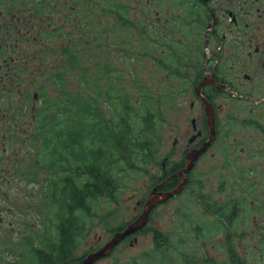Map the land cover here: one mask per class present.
Instances as JSON below:
<instances>
[{
    "label": "flooded vegetation",
    "instance_id": "flooded-vegetation-1",
    "mask_svg": "<svg viewBox=\"0 0 264 264\" xmlns=\"http://www.w3.org/2000/svg\"><path fill=\"white\" fill-rule=\"evenodd\" d=\"M102 1L105 2L100 3ZM118 4L107 7L106 1L101 13L117 21V14L108 8ZM164 4L163 38L168 39V48L162 49V57H153L158 64L201 67L189 76L199 105L194 102L190 105L195 115L191 118L192 132L184 158L169 167L170 160L166 157L159 177L163 178L156 180L153 186L163 191L161 184H174L176 188L182 183L181 193L191 188L198 162L213 147L235 143L230 142L232 123L241 120L238 117L241 112H229L227 123L223 122L218 100L231 98L249 102L262 90L260 87L250 92L241 88L244 81L252 79L253 73L262 75L264 81V0H164ZM91 6V0H0V204L10 201L8 189L13 177L34 182L30 180L34 172H44L37 170L44 148L42 114L55 111L53 106L60 97L74 96V58L79 53L72 38L77 33L80 38L87 36L84 28L89 20L83 15ZM133 21L138 24V20ZM148 26L156 29L155 22H149ZM173 32L179 37H172ZM156 41L158 39L152 42ZM204 99L211 104L214 130ZM254 120L257 117L253 116V111H248L242 123L264 133V125ZM177 141L175 139L174 145ZM201 149L204 150L198 154L194 166L188 173L183 172L189 156ZM24 160H29L30 164L22 167ZM43 177L45 179L44 173ZM245 187L239 186L236 190L241 193L231 200H213L200 190L197 199L205 212L201 199L231 204L242 196ZM208 215L211 220L216 217L210 212L206 213Z\"/></svg>",
    "mask_w": 264,
    "mask_h": 264
},
{
    "label": "rangeland",
    "instance_id": "rangeland-1",
    "mask_svg": "<svg viewBox=\"0 0 264 264\" xmlns=\"http://www.w3.org/2000/svg\"><path fill=\"white\" fill-rule=\"evenodd\" d=\"M100 1L91 0V10L83 15L84 19L89 20L88 26L84 28L87 36L80 38V34L77 33L72 38L76 42V51L82 57V63L74 68L72 84L74 95L89 96L93 91L92 83L96 78L95 72L99 70L100 73H105V65L108 62L118 71L111 80L118 84L121 78L123 85L131 92H135L137 81L144 84V87L154 95L162 91L165 94L175 93L174 100L164 101L162 113L164 122L160 129L161 142L157 156L160 163L167 157L170 160L167 166L170 167L184 158L186 143L192 132L191 118L195 115V110H192L190 105L192 102L199 105L189 76L201 67L191 65L184 68V65H180L182 69L180 78L172 75L171 68L176 65H169L171 68L167 70L161 67L165 64H158L155 56L162 57V49L168 48V39L164 41L163 38L164 0H151V2L149 0H105L107 7L116 2L119 6H126L128 16L133 20H138L137 27L131 26L127 29L122 27L114 17L101 13L105 2L100 3ZM149 22H155L156 29H150ZM143 24L147 26L144 28L145 31H142L143 35H139L140 28L138 27ZM170 35L172 37L175 35V38L179 37V34L174 32ZM153 39H158V41L152 42ZM262 79V75L253 73L250 81H244L242 90L246 89L251 92L253 89L262 87V90L249 102L231 98L218 100L219 105L222 106L221 119L223 122H226L229 112H241L238 116L241 120L239 122L235 120L232 123L230 142L235 141L234 145L218 144L213 147L198 162L192 174V186L198 187L197 192L193 193L189 187L168 201L160 203L154 208L149 222L152 227L179 234L183 221L187 224L189 220L195 224L200 221L204 206L199 200L200 204L194 200L195 197L198 198L196 194L199 190L211 196L213 200H231L241 193L240 190H236L240 184L245 187L248 180H253L257 191L251 193L249 198L252 207L255 206V208L248 210L245 223L247 228L245 229V224H239L238 228V232L245 229L247 236L233 237V241L237 251L255 264L261 260L258 261L255 258L260 255L256 245L262 239L258 227L264 225V212L261 215L257 213L258 202H264V133L256 127L247 126L248 124L245 123L247 119L244 120V124L242 120L247 116L248 111H253V116L264 125V85H261L264 81ZM175 139L178 141L174 145ZM24 153L20 155L24 156ZM27 164H30V161L24 160L22 167ZM252 169L254 171L247 177V181L243 180V172ZM41 173L38 174L40 182L25 181L24 177H13L8 189L10 201L8 204L6 201L0 204V264H17L15 263L16 253L6 249L13 242L18 249L26 237L35 238L39 235L40 240L43 239L44 225L41 222L42 215L38 212L42 204L43 191L41 188L44 181V172L41 171ZM162 173L161 165L156 163L149 164L146 173L125 175L117 200H101L98 207L102 217L95 219L94 228L82 241L77 254L83 255L90 250L103 247L112 237V228L137 218L143 211L154 183ZM203 218L211 220L209 215ZM135 237L136 241H134ZM135 237L119 244L111 256L104 257L95 264H112L116 257L121 261H126L153 247V237L150 232H142ZM226 240V235L220 233L211 237L209 241L198 240L190 249H196L201 256L222 261L226 258ZM133 241L134 243L131 244ZM262 259H264L263 256Z\"/></svg>",
    "mask_w": 264,
    "mask_h": 264
},
{
    "label": "trees",
    "instance_id": "trees-1",
    "mask_svg": "<svg viewBox=\"0 0 264 264\" xmlns=\"http://www.w3.org/2000/svg\"><path fill=\"white\" fill-rule=\"evenodd\" d=\"M108 9L117 14L118 23L125 29L138 26L128 16L126 6ZM138 28L139 35H143L145 24ZM81 63L82 57L76 54L75 68ZM161 67L167 70L171 68L169 65ZM115 69L108 62L105 73L99 70L95 72L93 91L89 96L76 94L73 97H60L53 106L55 111L42 114L44 148L39 162L41 166L37 170H44L45 175L41 188L42 204L38 209L44 225L43 239L40 240L39 235L26 237L18 249L14 242L10 244L6 249L16 253L15 263L81 264L91 250L83 255H78L77 250L94 228L95 219L102 217L98 207L101 200H117L125 175L146 173L149 164L157 163L162 168L157 156L161 142L160 129L164 122L163 105L164 101L174 100L175 93L165 94L162 91L154 95L137 81L135 92H131L123 85L121 78L118 84L111 80L118 72ZM171 69L174 77L182 75L180 66ZM253 122L258 123L257 120ZM253 171L245 170L242 179L246 180ZM38 174L34 172L30 180L40 182ZM162 178H157V181ZM240 186L243 187L242 184ZM174 187V184L166 183L161 184L160 189L166 191ZM191 189L193 193L198 190L193 186ZM256 191L255 182L248 180L242 196L231 204L201 199L206 210L201 214L199 223L189 220L187 224L183 221L179 234L152 227L149 220L142 231L124 241L147 231L152 234L153 247L126 261L116 257L112 264H255L237 251L233 237L247 236L246 212L255 208L248 196ZM194 200L198 201L197 197ZM258 204V211L263 213L264 202ZM209 212L216 215L213 220L203 218ZM133 220L112 228V236ZM239 224H245L242 232H238ZM258 228L262 239L256 245L260 255L255 258L262 262L256 261L257 264H264V225ZM220 233L225 234L227 239L224 260L215 261L199 255L196 249H190L198 240L209 241Z\"/></svg>",
    "mask_w": 264,
    "mask_h": 264
},
{
    "label": "water",
    "instance_id": "water-1",
    "mask_svg": "<svg viewBox=\"0 0 264 264\" xmlns=\"http://www.w3.org/2000/svg\"><path fill=\"white\" fill-rule=\"evenodd\" d=\"M204 103L207 108L209 123L212 127V130H214V120L211 110V104L205 99ZM203 150L204 149H201L195 154L189 156L187 168L183 172L188 173L190 171V169L194 166L198 154H201ZM182 186L183 184L181 183L174 190L171 191H158L157 187H154L150 193L149 198L144 204V208L141 214L132 222H130L123 230L116 232L103 247L89 252L83 258L81 264H95L98 260L107 257L113 251V249L126 238L142 231L144 227L148 224L154 208L160 203H163L178 194L181 191ZM134 241H136V237L134 238ZM134 241L131 242V244H133Z\"/></svg>",
    "mask_w": 264,
    "mask_h": 264
}]
</instances>
